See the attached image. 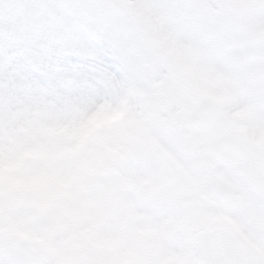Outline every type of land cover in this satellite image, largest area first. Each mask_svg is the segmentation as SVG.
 <instances>
[{"label":"clouds","instance_id":"1","mask_svg":"<svg viewBox=\"0 0 264 264\" xmlns=\"http://www.w3.org/2000/svg\"><path fill=\"white\" fill-rule=\"evenodd\" d=\"M0 264H264V0H0Z\"/></svg>","mask_w":264,"mask_h":264}]
</instances>
